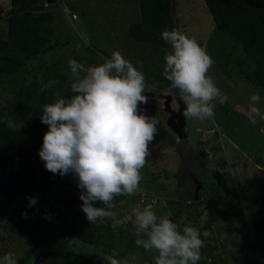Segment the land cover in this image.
<instances>
[{
  "label": "rangeland",
  "instance_id": "obj_1",
  "mask_svg": "<svg viewBox=\"0 0 264 264\" xmlns=\"http://www.w3.org/2000/svg\"><path fill=\"white\" fill-rule=\"evenodd\" d=\"M10 1L0 0V49L5 52L10 50L4 43L9 41ZM142 1L146 0H58L52 5L37 0L31 4L27 23L35 29L38 39L55 47L19 61L16 71L9 69L0 74V113L24 112L26 107L18 96L24 100L30 94L35 100L45 93L52 101L71 98L73 80L67 67L70 60L85 66L99 65L110 59L114 51H120L143 71L146 83L153 88L148 104L141 108L160 123L149 148L151 155L142 169L140 189L132 196L114 199L117 218L130 214L137 205H151L158 216L170 213V219L181 230L187 224L199 227L209 220V236L204 237L205 247L198 264H264V235L255 230L251 219L253 210L264 205V121L257 117L259 122L252 123L248 116L249 97L259 90L244 78L231 97L228 92L234 86L226 80L227 92L218 86L225 99L223 103L216 101L215 116L205 120L191 118L185 129L188 137L178 139L167 126L169 116L163 106V97L171 95V107L176 110V99L180 97L178 90L169 91L171 83L163 76L165 54L171 47L162 39V32L179 28L206 49V38L211 33L207 24L212 18L204 4V9L199 7L198 0H172L164 8L168 27L162 30L143 26L133 30L134 24L143 22ZM40 13H46L45 17L36 18ZM193 13H197L196 20ZM148 31L153 32L155 42L141 40ZM221 35L230 37L224 32ZM214 39L212 33L207 49L214 58L208 73L213 80L216 64L226 68L225 61L235 48L230 41ZM38 77L45 84L49 80L58 83L51 90L40 92ZM258 107L264 114L262 97ZM188 172L202 184L196 201ZM77 185L72 173L62 176L54 187L58 193L52 190L51 197L34 216L26 213L19 200L6 205L0 198V257L11 252L17 264H31L32 260L36 264H63L64 253L71 251L107 264L104 258L115 250L117 258L139 252L135 264H154L157 253L137 248L131 223L113 229L110 219H98L95 224L87 220ZM62 213L70 220L84 219L86 233L94 242L62 236ZM27 254L29 259L21 263Z\"/></svg>",
  "mask_w": 264,
  "mask_h": 264
},
{
  "label": "clouds",
  "instance_id": "obj_2",
  "mask_svg": "<svg viewBox=\"0 0 264 264\" xmlns=\"http://www.w3.org/2000/svg\"><path fill=\"white\" fill-rule=\"evenodd\" d=\"M162 39L171 47L165 54L163 76L171 83L169 91L178 90V99L186 106L184 118H213L216 101L223 103L225 99L208 75L213 58L194 37L179 28L165 29ZM67 67L73 80L71 91L75 95L43 106L41 122L48 126V131L44 134L39 156L44 167L61 176L74 174L81 190L82 211L91 224L98 219H110L111 227L117 229L131 223L137 248L157 253L154 264H198L205 247L202 237L209 236L210 223L203 232L191 224L181 230L180 225L170 219V213L158 216L151 205H137L122 218H117L114 211L116 197L132 196L140 189L142 169L158 133L160 121L141 108L148 104V94L153 91L143 71L118 50L102 64L85 66L72 59ZM38 79L40 92L51 90L58 83L49 80L45 84L43 78ZM53 95L59 97L58 92ZM260 103L259 91L254 92L248 105L252 123L259 122L257 117L264 121V114L258 107ZM0 122L13 132L18 130L13 118ZM29 201V206L37 203L33 198ZM97 203L103 206L97 207ZM117 257L118 253L113 250L104 259L107 264H135L140 253ZM0 264H17L15 254H4Z\"/></svg>",
  "mask_w": 264,
  "mask_h": 264
},
{
  "label": "trees",
  "instance_id": "obj_3",
  "mask_svg": "<svg viewBox=\"0 0 264 264\" xmlns=\"http://www.w3.org/2000/svg\"><path fill=\"white\" fill-rule=\"evenodd\" d=\"M36 1H10L9 41H4L9 45L10 50L5 52V49H0V74L9 69L16 71L20 67L19 61L35 57L55 47L38 39L39 35L35 29L27 23L31 4ZM169 2L172 0L142 1L143 22L134 24L133 30L143 26L160 27L159 29L162 30L168 27L169 22L165 17L164 8ZM198 2L209 10L216 31L227 33L241 47L246 58L253 63L254 69L246 78L259 90L264 99V0H198ZM45 15L46 13H40L36 18ZM47 32L51 34V30ZM151 34L153 32L148 31L147 36L141 40L155 42ZM17 98L26 107L24 112H10L7 115L0 113V121L13 118L18 124V130L13 132L4 122H0V198L6 205L19 200L26 213L34 216L48 201L51 191L58 190L54 187L58 186L62 177L46 170L39 156L44 134L48 131V126L41 122L43 106L55 101L45 93L35 100L30 94L24 100L21 96ZM74 179L77 181L75 177ZM29 198L35 199L37 203L29 206ZM251 219L255 230L264 235V205L253 210ZM59 221L62 236L68 235L85 243L94 242L93 237L86 233L88 228L84 219L70 220L62 213ZM210 222L207 220L203 226L198 227L201 232L208 229ZM29 256L30 254H27L26 259H22L21 263L28 260ZM62 262L63 264H100L93 257L71 251L64 253ZM31 264L36 263L32 260Z\"/></svg>",
  "mask_w": 264,
  "mask_h": 264
},
{
  "label": "crops",
  "instance_id": "obj_4",
  "mask_svg": "<svg viewBox=\"0 0 264 264\" xmlns=\"http://www.w3.org/2000/svg\"><path fill=\"white\" fill-rule=\"evenodd\" d=\"M191 7L193 8L192 11H196V9L194 8V6H191ZM199 7L200 8H204V6L202 5V3H199ZM193 16H194V19L196 20L197 13H193ZM207 19H208V17H207ZM207 27L210 28L211 33L208 36V38H206V42H205L206 50L208 49V43H209V41H211V35H212V33L215 34L214 41H220V42L230 41V42H232L235 45V48L233 49V53H232V51H230V54L227 57V60L225 61L227 67L226 68H223L222 65L220 66V65H217L216 64L217 69L214 71L216 73V75L214 77L215 84L217 85V87L218 86L219 87H223V89H225V92H227L229 90L226 87V80L227 81L229 80L230 83L232 82L234 88L231 87V89L229 90L228 94H229V96L233 97V94H235L234 93V89L239 84H241L243 81H245V79L247 80L246 76L248 75V73H250L254 69V65H253V63H251L250 60H248L246 58V56H245L244 52L242 51L241 47H239L238 45L236 46V44L234 43L235 41L231 37H227V35H221V32H218V31H217L218 33H215L216 29L214 27L213 20H212L211 23H208L207 24ZM207 52H209V55L211 54L210 51L207 50ZM212 58H213V56H212ZM213 60H214V58H213ZM243 99L245 100L246 97H243ZM190 119L191 118H185V128H184V131L186 129V124L188 122H190ZM187 137L188 136H186V138ZM207 231H209V230H207Z\"/></svg>",
  "mask_w": 264,
  "mask_h": 264
},
{
  "label": "water",
  "instance_id": "obj_5",
  "mask_svg": "<svg viewBox=\"0 0 264 264\" xmlns=\"http://www.w3.org/2000/svg\"><path fill=\"white\" fill-rule=\"evenodd\" d=\"M47 5H52L57 2V0H45ZM174 14V11H172ZM164 98V111L169 114V118L167 119V126L177 135L178 139L184 140L186 135L183 131L185 126V118L183 112L186 108L183 101L181 99H177L176 102L178 104L177 111L171 109V96L166 95ZM187 180L190 181L194 185V195L193 200L196 201L198 199L200 190L202 188V184L198 181L197 177L194 174L187 173Z\"/></svg>",
  "mask_w": 264,
  "mask_h": 264
}]
</instances>
